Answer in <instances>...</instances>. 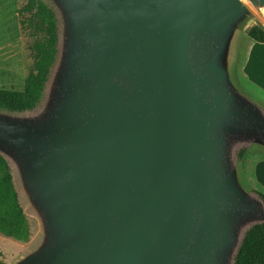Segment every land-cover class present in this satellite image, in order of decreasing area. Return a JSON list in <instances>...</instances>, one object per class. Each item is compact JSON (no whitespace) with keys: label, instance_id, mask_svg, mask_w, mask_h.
<instances>
[{"label":"water","instance_id":"95a60500","mask_svg":"<svg viewBox=\"0 0 264 264\" xmlns=\"http://www.w3.org/2000/svg\"><path fill=\"white\" fill-rule=\"evenodd\" d=\"M42 1L59 28L42 105L0 109V154L40 231L13 264H234L264 223L233 160L264 150V114L231 77L249 8Z\"/></svg>","mask_w":264,"mask_h":264},{"label":"rangeland","instance_id":"374dc122","mask_svg":"<svg viewBox=\"0 0 264 264\" xmlns=\"http://www.w3.org/2000/svg\"><path fill=\"white\" fill-rule=\"evenodd\" d=\"M26 0H0V89L21 91L32 62L26 48V38L20 30L18 10ZM47 6L50 3L43 1ZM254 23L243 26L235 40L231 63V77L239 91L256 104L264 114V94L251 86L242 74V62L248 47L255 45L247 33L251 28L264 30V9H256L246 0ZM59 29V28H58ZM252 47V48H253ZM264 64V61H263ZM46 87V85H45ZM36 107L38 110L43 102ZM245 150V156L237 157ZM235 165L241 168L240 179L246 190L254 197L255 192L264 193V165L255 169L254 164L264 161V150L247 144L238 145L233 151ZM254 175V176H253ZM0 259L13 264L30 250L39 238V227L20 190L13 164L0 154Z\"/></svg>","mask_w":264,"mask_h":264},{"label":"trees","instance_id":"16d2710c","mask_svg":"<svg viewBox=\"0 0 264 264\" xmlns=\"http://www.w3.org/2000/svg\"><path fill=\"white\" fill-rule=\"evenodd\" d=\"M18 16L32 65L21 91L0 89V109L10 113L31 112L39 105L58 55V20L52 8L42 0H26ZM247 35L256 43H264V30L253 27ZM245 153L241 149L237 157L241 159ZM255 194L264 205V193ZM234 264H264V223L246 232Z\"/></svg>","mask_w":264,"mask_h":264},{"label":"crops","instance_id":"0c3cea01","mask_svg":"<svg viewBox=\"0 0 264 264\" xmlns=\"http://www.w3.org/2000/svg\"><path fill=\"white\" fill-rule=\"evenodd\" d=\"M252 47L253 45L248 47L243 58L242 74L251 86L257 88V90L264 94V43H257L255 48ZM261 165H264V161H258L256 164H254L253 172ZM256 173L257 172L255 171V174ZM14 259L17 260L19 257ZM0 261L7 264L6 259H0Z\"/></svg>","mask_w":264,"mask_h":264}]
</instances>
